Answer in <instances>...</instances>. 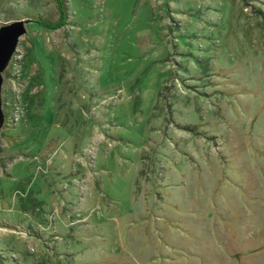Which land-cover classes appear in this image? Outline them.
Wrapping results in <instances>:
<instances>
[{
	"label": "rangeland",
	"instance_id": "374dc122",
	"mask_svg": "<svg viewBox=\"0 0 264 264\" xmlns=\"http://www.w3.org/2000/svg\"><path fill=\"white\" fill-rule=\"evenodd\" d=\"M20 19L0 264H264V0H0Z\"/></svg>",
	"mask_w": 264,
	"mask_h": 264
},
{
	"label": "water",
	"instance_id": "95a60500",
	"mask_svg": "<svg viewBox=\"0 0 264 264\" xmlns=\"http://www.w3.org/2000/svg\"><path fill=\"white\" fill-rule=\"evenodd\" d=\"M29 22L27 19H20L0 26V128L4 120L1 98L2 73L10 59L17 52L20 36L26 33L25 25Z\"/></svg>",
	"mask_w": 264,
	"mask_h": 264
},
{
	"label": "trees",
	"instance_id": "16d2710c",
	"mask_svg": "<svg viewBox=\"0 0 264 264\" xmlns=\"http://www.w3.org/2000/svg\"><path fill=\"white\" fill-rule=\"evenodd\" d=\"M35 22L37 24L45 27V28H50V29H55V28H57V27L60 26V25H56V26L55 25H52V24H50V23H48V22H46L44 20H41L40 18L35 19Z\"/></svg>",
	"mask_w": 264,
	"mask_h": 264
}]
</instances>
